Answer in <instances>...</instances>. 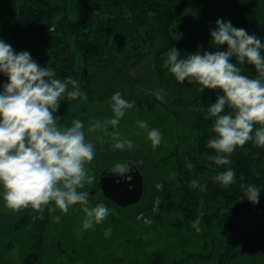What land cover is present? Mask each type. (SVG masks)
<instances>
[{
  "label": "trees",
  "instance_id": "obj_1",
  "mask_svg": "<svg viewBox=\"0 0 264 264\" xmlns=\"http://www.w3.org/2000/svg\"><path fill=\"white\" fill-rule=\"evenodd\" d=\"M209 2L0 0V40L11 45L16 52H29L41 67L54 69L58 78L71 76L77 80L82 97L89 93L101 101L107 99L110 102L111 96L120 92L124 99L141 103L147 111L159 104L176 115L179 111L173 107L174 103L194 108L189 127L190 144L181 152L183 162L177 164L175 192L165 197L171 201L175 199L174 204L178 202L186 225L191 223L194 229H199L198 225L203 227L202 234L211 233L217 225L227 234L222 254L215 249L203 257L205 261L199 260L201 264H227L236 255L253 251L249 248V244L255 243L252 235L242 234L236 239L233 233L241 217L259 215L264 211V148L249 142L243 150L238 149L232 154L229 166H218L208 160L207 156L214 154L207 148V141L214 135L211 132L213 120L204 117L218 93L209 90L198 92L196 84H180L163 66L172 48L179 52L181 58L197 51L218 50L214 45L202 43L200 37L187 35L184 28H180L188 10H204ZM234 4L233 9L239 14L234 18L229 16L227 21L264 40V0L234 1ZM7 18L15 21V25L9 31H2L3 20ZM80 45L84 51L79 65L74 49L80 50ZM145 64L152 67L156 85L141 89L136 77L143 76L140 73ZM238 66L242 68V74L256 77L252 66L247 63ZM80 75L82 80L79 82ZM4 83L6 77L0 75V85ZM173 89L179 93L171 96L169 91ZM80 99L72 102L65 97L61 104L75 103L77 106ZM189 164L192 165L191 170ZM227 167L235 170V182L223 186L213 178ZM194 180L205 184L206 190L193 189L191 184ZM241 184L261 187L258 203L243 199ZM158 260L152 264H159L164 259L159 256Z\"/></svg>",
  "mask_w": 264,
  "mask_h": 264
},
{
  "label": "clouds",
  "instance_id": "obj_2",
  "mask_svg": "<svg viewBox=\"0 0 264 264\" xmlns=\"http://www.w3.org/2000/svg\"><path fill=\"white\" fill-rule=\"evenodd\" d=\"M215 25L210 42L215 49L226 46V50L197 51L181 58L172 48L163 66L180 84H196L198 92L218 93L204 117L213 120L214 135L207 141V148L214 154L207 159L218 166H229L232 154L249 142L264 148V40L230 21L217 19ZM245 63L254 68L255 78L242 74L238 65ZM0 75L6 77V83L0 85V188L5 207L11 212L31 210L37 214L34 220H42L46 209L67 214L72 206L79 205L84 213L82 231L102 223L111 210L103 203L90 206L89 193L81 191L94 181L86 165L95 158V146L86 142L81 120L75 119L65 127L56 115L65 97H81L78 81L71 76L58 78L54 69L41 67L29 52H16L2 40ZM110 107L112 118L95 120L88 131H106L110 126L113 149H132V140L123 138L117 129L125 113L135 108V102L116 92L110 98ZM138 126L147 131L153 148L159 146L162 136L157 129H149L145 121H138ZM188 168L191 170L192 165ZM117 170L123 174L128 169L117 165ZM235 177V170L227 167L213 179L229 186ZM191 187L206 190V185L196 180ZM240 187L243 199L259 202L261 187ZM60 219L55 216L57 222Z\"/></svg>",
  "mask_w": 264,
  "mask_h": 264
},
{
  "label": "rangeland",
  "instance_id": "obj_3",
  "mask_svg": "<svg viewBox=\"0 0 264 264\" xmlns=\"http://www.w3.org/2000/svg\"><path fill=\"white\" fill-rule=\"evenodd\" d=\"M209 1L204 10H188L180 28L211 46L210 31L215 28L216 20L226 22L229 16L234 18L239 14L233 9L234 1L254 0ZM3 22L2 31H9L15 25L11 18ZM218 50H226V46ZM74 51L80 65L84 47L80 45V50L75 48ZM140 74L143 76L136 78L141 89L156 85L149 64L142 66ZM81 80L80 75L79 82ZM175 90L167 91L172 96L179 93ZM86 94L81 96L77 106L75 103L60 104L56 115L62 118L60 123L65 127L71 126L75 119L83 122L86 142L94 144L96 155L86 165L94 181L81 191L89 193L90 206L103 203L111 210L110 214L102 223L84 231L81 230L84 213L79 205L72 206L67 214L46 209L42 220H34L37 214L31 210H8L0 188V264H152L154 260L159 261V256L164 259L157 262L159 264H201L199 260L205 261L203 257L212 250L217 249L222 254L227 234L217 225L208 234H202L203 227L199 225V229H194L191 223L186 225L178 202L174 204L175 199L171 201L165 197L175 192L177 164L183 159V150L190 144L189 127L194 108L171 104L179 111L176 115L159 104L151 111L145 110L141 103L135 104L134 109L125 113L117 129L123 138L132 140L133 148L115 150L110 126L106 131H88L95 120L112 118L110 102ZM138 121L147 122L149 129L155 128L161 133L159 146H151L147 131L139 128ZM116 163L133 165L143 177L141 200L125 209L104 198L97 187L100 174ZM184 169L186 171V166ZM58 215L61 216L59 222L55 220ZM242 234L253 236L255 243L249 244L253 251L238 254L227 264H264V211L240 218L233 236L237 239Z\"/></svg>",
  "mask_w": 264,
  "mask_h": 264
},
{
  "label": "water",
  "instance_id": "obj_4",
  "mask_svg": "<svg viewBox=\"0 0 264 264\" xmlns=\"http://www.w3.org/2000/svg\"><path fill=\"white\" fill-rule=\"evenodd\" d=\"M117 165L110 166L100 174L97 187L104 198L125 209L141 200L144 191L143 177L131 164L125 163L128 170L123 174L118 172Z\"/></svg>",
  "mask_w": 264,
  "mask_h": 264
}]
</instances>
